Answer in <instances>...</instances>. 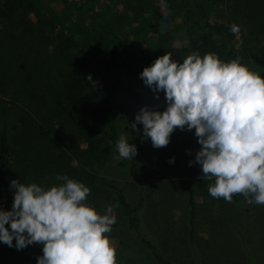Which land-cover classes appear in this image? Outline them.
I'll return each mask as SVG.
<instances>
[{
    "label": "rangeland",
    "instance_id": "obj_1",
    "mask_svg": "<svg viewBox=\"0 0 264 264\" xmlns=\"http://www.w3.org/2000/svg\"><path fill=\"white\" fill-rule=\"evenodd\" d=\"M29 1L25 27L7 31L0 18V82H6L8 95L17 96L24 108L12 112L11 126L16 135L22 134L16 149L25 146L27 151L9 155L10 176L25 185L46 188L63 183L56 179L58 175L83 182L91 190L84 203L101 215L117 218L112 232L105 234L116 246L117 264H158L135 231L126 226L114 192L107 186L108 180L121 182L123 168L116 164L100 130L91 132L92 115H83L64 101L71 57L82 45L98 71L99 87L105 88L110 34L116 33L137 51L138 60L124 72L112 100L120 136L125 135L132 144L143 132L142 124H137L139 132L131 128L139 110L148 106L164 111L167 107L164 93L159 92L157 99L140 73L166 52L185 53L201 31L214 32L215 45L230 48L236 59L264 78V68L238 50L242 33L249 37L252 50L264 49V0ZM187 9L192 12H184ZM54 15L58 20L52 22ZM233 24L239 26L238 33L230 31ZM60 28L73 41L66 54L55 47ZM23 112L30 122L28 129L18 122L17 116ZM39 129L47 131L48 137H36ZM200 148L194 129H176L170 143L159 149L147 138L140 158L147 168L126 181L133 205L140 192L145 193L139 209L144 230L175 264H264V205L249 204L243 195L239 202L233 199L231 203L213 198L208 186L214 180L202 177L199 164H189ZM172 158L174 162L169 163ZM190 193L196 201L192 227ZM13 200L12 189L3 193L0 209L11 211ZM110 207L111 213L107 211ZM6 227L10 229V225ZM42 248L34 243L18 250L15 239L12 247L0 241V264H37L26 257L35 251L43 255Z\"/></svg>",
    "mask_w": 264,
    "mask_h": 264
},
{
    "label": "clouds",
    "instance_id": "obj_2",
    "mask_svg": "<svg viewBox=\"0 0 264 264\" xmlns=\"http://www.w3.org/2000/svg\"><path fill=\"white\" fill-rule=\"evenodd\" d=\"M230 31L238 33L239 26L231 25ZM140 78L157 99L164 93L167 107H142L131 128L139 132L142 124L143 138L157 149L170 143L176 129H194L201 148L189 164H199L202 177L214 180L209 194L229 203L242 194L247 203L264 205V78L239 58L224 62L215 53L199 52L183 62L166 52ZM116 148L117 160L131 161L138 154L125 135ZM56 179L63 183L48 188L11 181L14 200L11 211L0 209V241L12 247L15 239L18 250L43 245L37 264H117L116 246L105 235L116 216L101 215L84 203L91 190L83 182L66 175Z\"/></svg>",
    "mask_w": 264,
    "mask_h": 264
},
{
    "label": "trees",
    "instance_id": "obj_3",
    "mask_svg": "<svg viewBox=\"0 0 264 264\" xmlns=\"http://www.w3.org/2000/svg\"><path fill=\"white\" fill-rule=\"evenodd\" d=\"M30 5L29 0H0V18L6 22L7 31L11 29L23 28L26 25L27 12L26 9ZM184 12H192L189 9ZM203 12V11H202ZM55 16V15H54ZM53 20H58L57 15L52 17ZM13 32V31H12ZM59 40L56 41L55 47L59 52L65 53L73 44V41L64 28L59 29ZM241 41L238 42V50H243L248 54L249 60L260 67L264 68V49L252 50L250 47L249 37L242 33ZM192 52H199L201 56L207 53H215L219 57H223L225 62L236 59L235 52L230 48L223 49L221 46L215 45L214 32L201 31V33L193 38L185 53L172 54V58L178 62L183 60ZM69 82L64 88V101L73 110L78 111L83 115L91 114L94 125L91 132L95 134L100 130L103 138L106 140L109 151L116 161V164L123 168V179L120 183H115L112 180L107 181V186L114 192V198L120 207L126 221V226L135 231L142 246L146 248L153 256L158 264H175L171 259L163 256L156 242L149 236L142 226V219L139 214V209L142 207L145 200L144 191L140 192L139 201L133 205L127 195L126 181L131 177H137L140 172L146 170L147 164L140 163V158L146 147L147 138H143V132L138 134L132 144L137 147V155L129 161L127 165L125 160H117L118 150L117 142L120 138V128L118 125V114L112 108V100L116 94L118 85L124 80V72L133 63H135L139 55L134 48L127 47L116 33L109 36L107 42V59L105 68L107 70V86L100 88L98 80V71L90 62L86 51L81 45L75 56L71 57ZM91 76V81L88 77ZM9 88L6 82H0V205L2 202L3 193H7L10 188V183L13 180L10 176L9 155L14 153L16 156L25 154L26 147L16 149V144L21 141L20 135L15 134L11 126V117L13 111H18L22 107V103L17 96L8 95ZM18 122L23 129L27 128V123L30 124L24 112L18 114ZM43 129V128H42ZM39 129L36 131V137H48V132ZM15 180V179H14ZM242 194H234L233 199L239 202ZM190 206L189 224L194 225L196 215V201L192 193L188 198ZM196 253V250H195ZM42 254L35 251L28 255V260L37 263V258Z\"/></svg>",
    "mask_w": 264,
    "mask_h": 264
}]
</instances>
